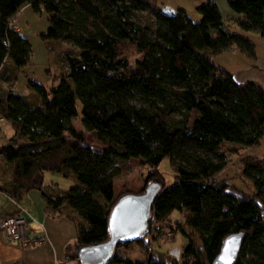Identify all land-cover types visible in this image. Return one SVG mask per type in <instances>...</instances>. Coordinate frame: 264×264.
I'll return each mask as SVG.
<instances>
[{
  "label": "trees",
  "instance_id": "trees-1",
  "mask_svg": "<svg viewBox=\"0 0 264 264\" xmlns=\"http://www.w3.org/2000/svg\"><path fill=\"white\" fill-rule=\"evenodd\" d=\"M227 4L236 14L238 29L212 0L198 6V21L182 8L170 11L147 0H0V72L7 59L14 74L30 61L31 44L15 22L24 5L49 15L43 39L70 41L79 49L77 55H68V72L54 75L49 89L28 79L35 105L0 85V115L15 128V136L0 144V159L15 163L9 191L38 190L45 208L57 216L69 208L65 216L77 233L66 248L72 247L68 253L80 264L79 250L109 239V212L119 197L132 192L115 195L117 162L137 157L148 165L139 192L151 183L159 190L145 232L119 241L105 264H203L189 238L175 256L151 251L147 231L152 224H158L157 229L171 226L174 210L187 212L186 227L199 236L208 264L224 238L238 231L245 237L234 264H264L263 154L239 159L244 178L251 181L247 190L238 189L224 174L215 175L227 171V144L233 143L239 153L241 146L262 139L264 89L255 82H236L214 59L232 45L255 56V44L246 33L264 37V0ZM140 9L152 11L151 29L133 19ZM134 52L140 56L132 63ZM140 101L150 105H138ZM193 110L198 115L190 126ZM175 112L180 116L172 118ZM78 118L85 130L94 131L108 146L94 150L72 125L71 119ZM18 136L23 139L17 142ZM182 148L203 150L222 161L213 165L199 161L192 168L176 161ZM165 158L175 172L169 186L158 170ZM53 169L68 171L76 184L65 192L57 188L46 192L42 182H27L36 171ZM178 230L186 235L184 228ZM132 243L148 254L144 260L124 258L122 250Z\"/></svg>",
  "mask_w": 264,
  "mask_h": 264
},
{
  "label": "rangeland",
  "instance_id": "rangeland-1",
  "mask_svg": "<svg viewBox=\"0 0 264 264\" xmlns=\"http://www.w3.org/2000/svg\"><path fill=\"white\" fill-rule=\"evenodd\" d=\"M147 1L152 4L156 3L158 6H162V3H164L166 5L164 9L170 11H174L177 7H182L186 9L193 21H198V19L200 20V14L194 11L188 0ZM48 17L49 15L44 11V9L41 13H36L29 5L21 7L19 14L15 17V22L19 26L21 34L27 38L31 44L30 61L27 66L23 69L17 70L14 74L12 69H8L12 67V64L11 60L7 59L3 66V71L0 72V82L6 83V88H13L15 94H19L30 100L34 105L35 99L33 97L32 89L28 86V79L37 81L43 84L45 88L49 89L53 83L52 77L54 75H60L61 73L68 72V55H77L79 53V49L73 46L70 41L65 42L43 39L42 34L47 32L49 26ZM133 19L149 29L154 26V15L150 9L135 10ZM139 56L140 55L135 52L130 55L132 63ZM217 63L222 64V62ZM69 83L71 84V80H69ZM137 104L145 107L150 105L141 101L137 102ZM77 107L80 113L81 102L79 100H77ZM197 115L198 112L193 110L189 120L190 126H192ZM179 116L180 114L178 112L172 114V118H177ZM71 122L77 131L84 133L86 140L90 143L94 150L101 151L103 148L108 146V142L99 140L94 131L85 130L79 118L77 120L71 119ZM14 136L15 130H13L12 125H9L6 119H4L3 122L0 120V144L7 143ZM16 138L17 142L23 139L19 136ZM233 146V143L226 145L228 152L226 153L227 157L225 168L227 171L225 172L229 171V173L226 174L225 172H218L215 175L222 176L224 174L234 185L238 187V189L247 190L251 181L244 178V165L239 159L242 158L241 156L261 155L258 153H263L264 156V135L259 144L250 147L241 146V148H239V153L235 152ZM175 159L177 162L192 168H194L195 164L199 161H205L209 165L219 164L222 161V159L215 154L207 153L199 149L189 148H182L178 151L177 154H175ZM14 164V162H7L3 158L0 159V212L7 211V213H11L12 209H16L15 203L18 202L19 205L26 209L24 212L25 217L30 218L32 216V218H34V210H28L31 206V202H34L32 201L33 199L31 198L30 193L21 194L20 190L15 192L8 190V188H10L9 183L12 180ZM117 167L119 169V174L114 178L113 186L115 195L129 190L132 191L130 193H141L139 191L143 189L144 178L148 171V165L144 163V159L142 157L130 158L127 161L117 162ZM158 170L161 172L166 186L174 183L175 172L169 158H165L159 163ZM69 174L70 173L66 170L60 172L56 169H53L52 171L44 170L42 173L36 171L30 178L27 179V182H42L43 190L46 192H51L53 188H57L58 190L65 192L71 186L76 184L73 177ZM35 191L39 193L38 190ZM9 202L12 204H8ZM49 209L52 210V208ZM54 212L52 210V213ZM63 212L70 213V210L69 208H65ZM74 216L77 221L81 220L80 216ZM186 217V211L174 210L169 217V223L171 226L164 225V227L157 229L158 224H152L146 233L147 239L150 240L151 251L153 254L171 253L175 256L178 252L181 253L187 246L189 238L199 251L200 261L203 264H208L199 236L191 228L186 227ZM179 228H184L186 235L182 234L180 230H178ZM38 230H40V227L38 224H35L34 218V221L29 224V234ZM0 231L6 240L27 247L29 241H27L26 238L18 239V241L9 240L3 230L0 229ZM24 233L26 232L24 231ZM27 236L29 237L28 234ZM40 238L41 237H36L34 239L39 241ZM22 240H25L23 241L24 243H22ZM122 251L124 253V258L132 261H142L146 258V255H148L145 254L135 243H132L130 247ZM72 257L73 256L70 254L67 255V259H69V261H75L76 259ZM76 261L80 264L79 260Z\"/></svg>",
  "mask_w": 264,
  "mask_h": 264
},
{
  "label": "crops",
  "instance_id": "crops-1",
  "mask_svg": "<svg viewBox=\"0 0 264 264\" xmlns=\"http://www.w3.org/2000/svg\"><path fill=\"white\" fill-rule=\"evenodd\" d=\"M188 1L197 13L198 6H200L204 0ZM212 1L218 5L223 17L231 22L230 25L237 28L235 23L236 14L229 8L227 0ZM162 6L165 7L166 5L162 3ZM246 34L255 44L254 57L248 56L236 46L232 45L223 52L215 55L214 59L216 62H222L220 65L232 73L236 82L246 83L251 81L264 89V37L256 32H247ZM0 83L2 87H6V83ZM4 119L5 118L0 115L1 122H3ZM6 120L9 125H12L8 119ZM12 128L15 130L13 125ZM27 193H30L33 199L32 201H34L31 202V206L28 210H34L33 215L35 224H38L40 227V230L29 234V238L34 241L36 237L41 238L35 245L24 247L23 245H18L6 240L0 231V264H78L76 260L69 261V259H67V255L69 254L68 251H70L72 247L67 249L66 246L69 242L73 241L77 233L74 222L65 216L66 212L57 216L56 212L53 211L54 213H52L51 209L45 208V202L43 196L39 194L40 192L38 193L33 190ZM8 204L12 203L9 202ZM13 210L14 209H12V211ZM5 214H8L7 211L0 212V218Z\"/></svg>",
  "mask_w": 264,
  "mask_h": 264
},
{
  "label": "water",
  "instance_id": "water-1",
  "mask_svg": "<svg viewBox=\"0 0 264 264\" xmlns=\"http://www.w3.org/2000/svg\"><path fill=\"white\" fill-rule=\"evenodd\" d=\"M159 185L151 183L141 193H126L112 206L108 226L110 237L107 241L79 250L78 256L83 264H105L113 255L119 241L134 240L145 232L151 207ZM244 231L227 235L218 254L210 264H234L242 248Z\"/></svg>",
  "mask_w": 264,
  "mask_h": 264
},
{
  "label": "built area",
  "instance_id": "built-area-1",
  "mask_svg": "<svg viewBox=\"0 0 264 264\" xmlns=\"http://www.w3.org/2000/svg\"><path fill=\"white\" fill-rule=\"evenodd\" d=\"M15 205L16 209L13 212L5 214L0 218V229L3 230L9 240L18 241V239L26 238L29 242H35L36 240H31L27 236V234L29 235L30 220L31 222L34 221V218L31 215L30 218H26L24 215L26 209L18 203H15ZM23 241L25 240H22V243H24Z\"/></svg>",
  "mask_w": 264,
  "mask_h": 264
}]
</instances>
